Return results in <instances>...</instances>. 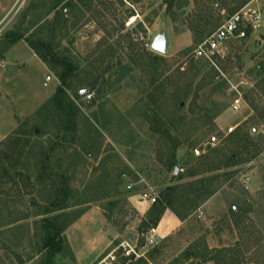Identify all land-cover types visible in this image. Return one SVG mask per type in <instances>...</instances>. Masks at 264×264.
Here are the masks:
<instances>
[{
  "label": "rangeland",
  "instance_id": "374dc122",
  "mask_svg": "<svg viewBox=\"0 0 264 264\" xmlns=\"http://www.w3.org/2000/svg\"><path fill=\"white\" fill-rule=\"evenodd\" d=\"M241 2L0 0V264H42L36 225L42 216L36 214L56 195L51 180L19 176L24 164L32 172L35 166L26 155L19 163L9 153L16 140L34 160L41 148L48 152L54 146L50 160L69 182L67 208L53 213L66 214L68 247L54 264H120L125 241L145 255L152 248L140 246L148 231L142 220L152 206L142 194L158 197L167 186L210 175L187 177L197 162L194 150L205 154L212 136L219 142L211 147L222 146L231 127L248 129L261 141V153L220 171L233 175L222 178L217 197L185 221L166 211L157 226L163 248L150 264H168L204 241L211 251L208 259L185 264H264V120H251L259 113L246 99L241 111L230 109L231 88L244 94L259 79L255 68L264 60V0L236 8ZM244 8L260 13V30L231 42L217 67L198 58L199 43ZM17 35L23 39L14 41ZM158 37L165 54L152 48ZM39 39L78 63L65 87L66 99L78 108L72 125L54 100L60 80L29 44ZM144 52L166 60L154 83L132 60ZM81 89L93 94L90 101L78 98ZM255 98L263 108L264 97ZM160 107L181 117L171 131L181 141L178 173L158 160L160 135L152 129L151 115Z\"/></svg>",
  "mask_w": 264,
  "mask_h": 264
},
{
  "label": "trees",
  "instance_id": "16d2710c",
  "mask_svg": "<svg viewBox=\"0 0 264 264\" xmlns=\"http://www.w3.org/2000/svg\"><path fill=\"white\" fill-rule=\"evenodd\" d=\"M250 1L251 0H242L236 8H241ZM13 39L14 41H17L23 39V36L17 35L14 36ZM29 44L35 53L60 80L61 86L58 87L54 100L62 113L64 112L69 115L68 123H70L69 125H72L73 118L75 117L78 108L73 102L70 101L69 103L66 99L65 87H68L70 81L76 75L79 68L78 63H76L68 54L55 52L53 44L50 41L39 39L35 42H29ZM135 55L132 56L133 63L135 65H142L146 73L151 74L154 78L153 83L155 79L163 75L161 65L164 64L166 60L162 56L153 54L152 52H144L142 55L137 53V56ZM255 74L259 79L249 92L244 93V97L248 100L249 104H251L253 111L259 113L258 116L251 118L252 121L257 123V118L259 121L264 120V107L260 108L258 104H255V97H264V60L259 62L256 66ZM196 75L197 73L193 75L185 87V94L188 93L187 89L192 85ZM201 81L202 83L204 82L203 80ZM157 86L159 88V85ZM157 86L156 89H158ZM83 90L87 89L79 90L77 95L78 98L84 97L81 95V91ZM179 107L181 109V105ZM159 111V113L154 112L151 115L153 119L152 129L155 133L160 135L158 160L164 162V164L170 169L175 170L177 165L176 153L180 147L181 141L176 135H173L171 131L174 127H177V123H181L178 122L181 120V117L177 118L175 117V114H173V116L168 115L165 112L163 113L162 107H160ZM260 142L261 141H257L253 138L248 129L238 128L229 134L228 139L222 144V146H215L214 148L208 146L207 152L197 158L196 164L191 168L187 177H195L201 174L210 175L193 179L186 183L167 186L161 192L160 196L157 197L156 202L152 204L146 212L145 217L142 220V227H145L147 230L151 227H157L165 212L168 210L173 212L179 220L185 221L193 211L200 208L215 196L221 186L219 181L222 178L228 180L229 178L231 179L233 175V173L229 171L220 174V171L231 169L242 163L255 159L262 151ZM54 149L55 147L53 146L50 151L47 152L44 148H41L39 158L34 160L30 149L26 152V145H19V140H16L12 146V150L9 152L12 156H16L19 163H21L20 159H23L24 155H26L28 161L34 163V172L30 171V167L27 163L24 164L25 171L19 170L18 172L21 178L26 176L28 179H34L33 181H44L49 179L53 182V187L55 189L54 194L56 195L51 199L48 207H46L43 212L36 214V216H42V218L36 223L39 240L41 242V252L44 253L42 264H54L56 256L68 247L67 239L64 234L69 226V222L66 221V214L59 213L54 215L53 213L67 208L72 193L68 179L64 176V179H62L63 177L61 178L58 170L56 171V168L54 167V162H51L50 160V152H53ZM210 150L211 153L208 154ZM28 154H31V156H28ZM12 178H15V176ZM178 178L181 180L184 179L181 174H179ZM232 212L236 213L235 206L232 207ZM144 244L145 240L140 243V246H144ZM162 248L163 246L157 244L150 248L145 256L139 258L134 255H123L120 264H150L151 260L161 253ZM210 253L211 251L209 250L206 241L201 243L197 242L181 252L168 264H185L186 261L197 257L207 260Z\"/></svg>",
  "mask_w": 264,
  "mask_h": 264
},
{
  "label": "built area",
  "instance_id": "2783aa9c",
  "mask_svg": "<svg viewBox=\"0 0 264 264\" xmlns=\"http://www.w3.org/2000/svg\"><path fill=\"white\" fill-rule=\"evenodd\" d=\"M260 14L256 10H246L245 8L228 16L224 22L213 31L208 37L203 39L196 47V56L204 61L211 63L217 67V62L223 59L228 51L231 42L236 40H246L251 34L255 33L260 29ZM50 79V77H48ZM233 93L230 109L234 112H239L246 105L244 94L241 90L236 87L231 88ZM92 93L87 92L84 97L88 101L92 99ZM235 127L229 129V133L233 132ZM219 142L216 136H212L208 142V146H214ZM207 146V147H208ZM205 151L196 148L194 153L197 157L204 154ZM144 200L149 202L151 205L157 200V196L150 195L149 192H144ZM159 231L157 227H151L148 229L145 235L144 247H154L158 244ZM124 249L125 256L134 255L135 257H143L144 253H141L137 246L131 245L125 241L121 244Z\"/></svg>",
  "mask_w": 264,
  "mask_h": 264
},
{
  "label": "water",
  "instance_id": "95a60500",
  "mask_svg": "<svg viewBox=\"0 0 264 264\" xmlns=\"http://www.w3.org/2000/svg\"><path fill=\"white\" fill-rule=\"evenodd\" d=\"M152 48L154 51L165 54L167 52V47L165 43L162 41L160 37H158L152 44ZM87 93V90L81 91V95L84 96ZM175 173H178V169L176 168Z\"/></svg>",
  "mask_w": 264,
  "mask_h": 264
},
{
  "label": "crops",
  "instance_id": "0c3cea01",
  "mask_svg": "<svg viewBox=\"0 0 264 264\" xmlns=\"http://www.w3.org/2000/svg\"><path fill=\"white\" fill-rule=\"evenodd\" d=\"M260 14V13H259ZM262 26V25H261ZM261 28V27H260ZM260 30V29H259ZM261 31H263L264 32V30H261ZM40 67H43L42 66V64H40ZM51 79V78H50ZM215 197H217V195L216 196H214V197H212L208 202H207V204L208 203H210L211 201H213L214 199H215Z\"/></svg>",
  "mask_w": 264,
  "mask_h": 264
}]
</instances>
